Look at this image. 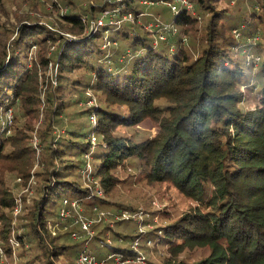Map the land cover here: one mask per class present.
Wrapping results in <instances>:
<instances>
[{"label": "trees", "instance_id": "obj_1", "mask_svg": "<svg viewBox=\"0 0 264 264\" xmlns=\"http://www.w3.org/2000/svg\"><path fill=\"white\" fill-rule=\"evenodd\" d=\"M141 1L48 0L64 26L39 14H16L11 28L0 23L2 249L12 257L13 182L19 193L36 181L29 205L31 195H23L19 246H34L36 264H74L79 253L64 242L70 234L49 227L68 201L115 214L143 209L119 194L133 170L139 182L166 185L195 205L178 217L143 209L135 236L110 223L100 233L149 239L158 260L145 254L154 264H264V0H187L191 9L182 0ZM21 2L32 10L40 4ZM116 7L120 23L106 19L90 32ZM0 13L8 16L2 0ZM129 13L134 20L123 21ZM148 14L177 33L158 38L145 25ZM92 96L100 104L86 107ZM148 125L155 131L145 135L140 128ZM98 145L106 152L95 158Z\"/></svg>", "mask_w": 264, "mask_h": 264}, {"label": "rangeland", "instance_id": "obj_2", "mask_svg": "<svg viewBox=\"0 0 264 264\" xmlns=\"http://www.w3.org/2000/svg\"><path fill=\"white\" fill-rule=\"evenodd\" d=\"M5 6L6 11L8 12V16L2 15L0 13V23L6 24L8 28H11V25L16 24L17 19H15L16 14L21 15L22 17L27 16H36L39 14V17L43 21H50L53 22L54 27L60 28L64 26V20L59 11H53L49 7L48 0H39L40 4L37 9L32 10L31 7L27 3H22L21 0H2ZM95 3H105L107 0H93ZM236 2L238 0H235ZM142 3L151 4L149 0H142ZM235 3H230L229 6L232 8ZM87 5L85 2L83 5ZM237 5V4H236ZM235 5V6H236ZM51 12V15H47L46 12ZM60 13H63L60 12ZM146 17V16H145ZM144 17V18H145ZM147 17H151L153 20H150L149 23L145 24L148 29L152 31H157L156 35L159 38L160 35H163V38L166 39L167 35H173V33H177L173 30V26H169L167 29H164V26H167L166 23L161 21V16L148 14ZM48 18V19H47ZM159 29H162L161 32H158ZM86 31V30H85ZM65 34V33H63ZM74 36L71 40H79L83 36L74 35L73 33H66L65 36L69 38V36ZM85 35V34H83ZM187 41V40H186ZM258 46V45H257ZM256 46V47H257ZM33 51V49H32ZM91 94V93H90ZM83 104V103H82ZM100 103L97 102L96 97L92 96V98L87 100L86 107L92 108L93 106L99 105ZM12 114L9 111L7 114V119L4 120L5 124L8 125L9 119L11 120ZM140 131L146 135L154 133V127L148 125L146 129L140 128ZM98 141V137L96 143ZM105 149L98 145L93 153L95 158H99L101 155L105 153ZM127 175H123L122 179H126L125 185L119 184V194L128 196V199L132 202L140 203L142 206L140 208L151 210V211H168L171 213L172 216L178 217L180 213L184 212L190 206H194V202L189 201L182 195H180L177 191L168 188L166 185H155V186H148L145 180H141L139 182V178L134 174L133 170H129ZM130 176V178H129ZM20 180V179H19ZM18 180V182H20ZM15 181V179H14ZM17 181V179H16ZM29 186H27L22 192H19L20 189L15 187L14 182L11 185V192L13 195H16L17 199H19L20 211L16 212L17 204L14 207L13 214H12V221H11V229L13 233L10 236L9 244L12 247L13 254L12 257H9L3 249H1L0 256L2 257L3 264H36V261H32L31 259L37 255L34 246L30 243L26 242L25 248H21L19 246V241L16 239V232L22 231L21 228L17 227L20 224L24 223L22 220L20 221V216L23 213V208L25 207L24 201L25 198L23 195H31L30 197L27 196V204L29 205L32 200V187L36 184L34 178L30 179ZM85 186H89V183H86ZM17 188V190H16ZM96 192L99 191V187L97 186L95 189ZM157 191V192H156ZM101 194H98L101 197H104L103 191H100ZM16 199V201H17ZM142 200V201H140ZM25 202V203H26ZM73 203H76L75 206ZM72 205V206H71ZM66 209L64 215L58 217L60 220L56 225H51L49 230L53 233H69L70 238L69 240H65V244L70 245L73 247L74 251H78L79 255L75 259L74 264H79V256L81 254H89L92 257V262L90 264H154L148 260L145 251H150L149 258L151 257L153 261H157L158 257L153 250V242L145 241V238L136 239L135 237L130 239L128 242L123 238V236L117 240L113 238V234L111 231H106L100 233L103 230V227L106 223H110V228L116 231H119L125 234L127 231L130 232L133 236L140 233L141 228L139 227V222L144 219V216L140 214V211H144L143 209L135 211V212H128L126 210H122L120 214H115V210L111 208H107L108 211L104 210L103 208H96L95 205H87L85 202L79 205V201L76 200L75 202L68 201V204H64L62 209ZM126 215H123V213ZM145 212V211H144ZM157 213V212H156ZM152 214L149 216H154L157 219L156 225H161L163 223L161 214ZM83 219L85 222H90L91 226L87 229H82L83 227L80 224V220ZM133 221V226L129 227L128 224L123 222L119 224L121 221ZM155 220V219H154ZM116 222V223H114ZM127 224V225H126ZM131 224V223H130ZM138 224V225H137ZM154 225V224H151ZM131 226V225H130ZM2 227V223L0 222V230ZM76 236H73V234ZM142 244L145 245V248H141ZM3 245V241L0 240V246ZM3 246H1L2 248ZM120 247H128V249L132 250L133 253L130 255L122 256L118 255L115 252V249ZM23 251V252H22ZM22 253V254H21ZM56 264H66L63 260H57Z\"/></svg>", "mask_w": 264, "mask_h": 264}, {"label": "built area", "instance_id": "obj_3", "mask_svg": "<svg viewBox=\"0 0 264 264\" xmlns=\"http://www.w3.org/2000/svg\"><path fill=\"white\" fill-rule=\"evenodd\" d=\"M120 0H107L106 2H108V3H114V2H119ZM182 2H183V4L185 5V6H187L189 9H191L192 8V5L187 1V0H182ZM145 3H147V2H145ZM120 7H116V8H114V9H111V10H105L103 13H102V16L97 20V21H92V23H91V28H90V32H94V31H96L97 29H98V27H100V26H103V25H105V23L107 22L106 21V19H108V23H111V24H114V23H116V22H118V23H120L121 21H116V18L118 17V15L120 14ZM173 11H175V7H173ZM134 20V17H133V15L131 14V13H129V14H126V15H124V17H123V21H133ZM168 28V26H164V29H167ZM162 31V29H159L158 30V32H161ZM234 33L236 34V36L237 37H239L240 36V33L238 32V31H234ZM74 36H69V38L68 39H71V38H73ZM160 38H162V39H164L163 38V35H160ZM260 40V37L258 36V35H255V36H253V37H251L250 39H249V41L251 42V43H254V44H256V43H258V41ZM259 60V58L257 59V61ZM89 95H90V93H89ZM90 119H91V121L93 122V123H95L96 122V116H95V113H92V115L90 116ZM96 140H97V138L95 137V136H93L92 138H91V141H92V143H96ZM32 179H33V177H32ZM99 194H101L100 192H99ZM75 202V201H74ZM16 204H17V207H16V212H19L20 211V205H19V199H17V201H16ZM65 204H68V202H65ZM75 204L76 203H73V205L75 206ZM80 205V204H79ZM72 206V205H71ZM65 212H66V209L64 208V209H62V211H61V215H64L65 214ZM126 213L127 212H125V213H123V215H126ZM80 224H81V226L83 227L82 229H87L88 227H90L91 226V223L90 222H85V220H83V219H81L80 220ZM73 236H76V234L74 233L73 234ZM149 243H150V241H149ZM1 246H0V252H1ZM92 262V257L91 256H89V254H81L80 256H79V264H90Z\"/></svg>", "mask_w": 264, "mask_h": 264}, {"label": "water", "instance_id": "obj_4", "mask_svg": "<svg viewBox=\"0 0 264 264\" xmlns=\"http://www.w3.org/2000/svg\"><path fill=\"white\" fill-rule=\"evenodd\" d=\"M73 38L75 39V37H73ZM71 39H72V38H71ZM71 39H70V40H71Z\"/></svg>", "mask_w": 264, "mask_h": 264}]
</instances>
